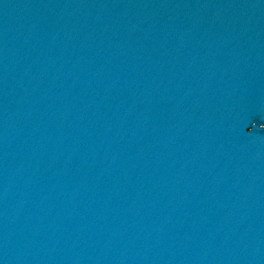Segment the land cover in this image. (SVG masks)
I'll return each instance as SVG.
<instances>
[{
	"label": "water",
	"instance_id": "1",
	"mask_svg": "<svg viewBox=\"0 0 264 264\" xmlns=\"http://www.w3.org/2000/svg\"><path fill=\"white\" fill-rule=\"evenodd\" d=\"M0 264H264V0H0Z\"/></svg>",
	"mask_w": 264,
	"mask_h": 264
}]
</instances>
